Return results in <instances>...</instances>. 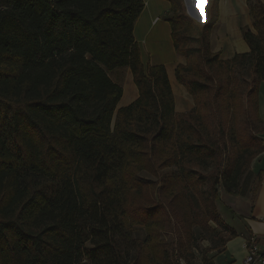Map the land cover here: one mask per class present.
Returning <instances> with one entry per match:
<instances>
[{
    "label": "trees",
    "instance_id": "trees-1",
    "mask_svg": "<svg viewBox=\"0 0 264 264\" xmlns=\"http://www.w3.org/2000/svg\"><path fill=\"white\" fill-rule=\"evenodd\" d=\"M169 1L183 113L134 38L143 0H0V264H190L210 237L200 262L214 264L205 251L237 236L217 203L249 173L254 199L263 176L264 2L248 0L249 50L222 58L215 14L197 23ZM124 66L138 97L117 108L108 72Z\"/></svg>",
    "mask_w": 264,
    "mask_h": 264
},
{
    "label": "crops",
    "instance_id": "crops-1",
    "mask_svg": "<svg viewBox=\"0 0 264 264\" xmlns=\"http://www.w3.org/2000/svg\"><path fill=\"white\" fill-rule=\"evenodd\" d=\"M143 1L144 7L133 27L134 38L140 47L143 61L164 65L174 97L175 111L183 113L193 107V100L185 87L175 79V67L177 64L185 63V58L173 48L171 26L167 20L172 14L171 3L169 0ZM248 2L216 0L215 9L213 5L208 4L204 7L206 19L213 14L216 16L209 34V46L212 52L219 53L222 58L249 50L241 31L243 27L253 30ZM181 3L183 5L185 0H181ZM146 51H151L154 57L149 59ZM108 75L122 87L117 108L130 104L138 97V90L129 67H117L110 70ZM258 96L259 112L264 120L261 114L264 112V81L260 84ZM261 136L264 146V133ZM251 168L254 173L259 169L263 170L261 184L254 199L251 198L249 190L237 195L225 192L220 194L223 205L231 206L234 210L232 214L222 213L219 206L221 216L236 231L237 236L227 241L221 251L209 250L205 253L207 257H212L214 264H238L242 261V251L246 253L243 247L246 237L250 234L264 237V149L255 158Z\"/></svg>",
    "mask_w": 264,
    "mask_h": 264
},
{
    "label": "rangeland",
    "instance_id": "rangeland-1",
    "mask_svg": "<svg viewBox=\"0 0 264 264\" xmlns=\"http://www.w3.org/2000/svg\"><path fill=\"white\" fill-rule=\"evenodd\" d=\"M206 4H208V2L206 3L204 1V2L199 3L198 6L197 5L195 6L191 2H189L188 0H185V3L183 4L184 12H185L186 15H188L189 18H191L192 20L196 21L197 23H203L202 22L203 21L202 19H200L197 16H194L193 15V12L198 11L199 9L203 11L204 10V7L206 6ZM146 52H147L146 53L147 54L146 56H148L149 59H152L154 57V55L152 54L151 51H146ZM262 86H263V84H262ZM261 114L263 115V118H264V112H261ZM1 126H4V124L2 122L0 123V129L2 130V127ZM254 160L252 161L251 165L253 164ZM250 168H251V166H250ZM251 170H252V168H251ZM251 179H252L251 173L246 174L243 177V179L240 182V192L242 191V193H245V192H247L249 190ZM223 192L224 191L221 189L220 194L223 193ZM137 199L139 200V198H137ZM219 206H220V209H221L222 213L229 212V214H232L233 211H234L231 206H225V205H223V203L221 202V200H219V202L217 203L218 211H219ZM219 213H220V211H219ZM220 215H221V213H220ZM210 225L212 227H215V225L213 223H210ZM195 230L197 231V228H195ZM134 235L135 236H138V237H143L144 236V232L138 230V231H135L134 232ZM165 238L168 239V240H172V236L171 235H165ZM212 245H213V238H211V237L209 239L208 238L207 239H198L197 240V246L198 247L197 248H194V254H195V256H194V259L191 262H200V258H201L202 251L210 248ZM208 251L209 250H207L205 252H208ZM244 257H245V254L242 251V261H240L238 264H243V258ZM175 260H176V263H178L179 258H176L175 257Z\"/></svg>",
    "mask_w": 264,
    "mask_h": 264
},
{
    "label": "built area",
    "instance_id": "built-area-1",
    "mask_svg": "<svg viewBox=\"0 0 264 264\" xmlns=\"http://www.w3.org/2000/svg\"><path fill=\"white\" fill-rule=\"evenodd\" d=\"M206 3L208 0H204ZM198 18L205 21V10L195 11ZM243 247L245 249V257L243 258V264H264V237H259L255 234H250L246 237ZM181 262V261H180ZM182 264V262H181ZM201 264V262H197Z\"/></svg>",
    "mask_w": 264,
    "mask_h": 264
},
{
    "label": "bare ground",
    "instance_id": "bare-ground-1",
    "mask_svg": "<svg viewBox=\"0 0 264 264\" xmlns=\"http://www.w3.org/2000/svg\"><path fill=\"white\" fill-rule=\"evenodd\" d=\"M190 2L193 4V5H197L198 6V4L199 3H201V2H204V0H190ZM181 262H182V264H189V263H187V262H185V261H183V260H180ZM181 262H179V264H181ZM190 264H197V262H191Z\"/></svg>",
    "mask_w": 264,
    "mask_h": 264
},
{
    "label": "water",
    "instance_id": "water-1",
    "mask_svg": "<svg viewBox=\"0 0 264 264\" xmlns=\"http://www.w3.org/2000/svg\"><path fill=\"white\" fill-rule=\"evenodd\" d=\"M193 15L196 16L195 12H193Z\"/></svg>",
    "mask_w": 264,
    "mask_h": 264
}]
</instances>
